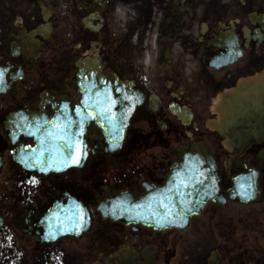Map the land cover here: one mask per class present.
<instances>
[{"label": "flooded vegetation", "instance_id": "obj_1", "mask_svg": "<svg viewBox=\"0 0 264 264\" xmlns=\"http://www.w3.org/2000/svg\"><path fill=\"white\" fill-rule=\"evenodd\" d=\"M0 69V264H264V0H0ZM191 143L217 198L121 219Z\"/></svg>", "mask_w": 264, "mask_h": 264}, {"label": "water", "instance_id": "obj_2", "mask_svg": "<svg viewBox=\"0 0 264 264\" xmlns=\"http://www.w3.org/2000/svg\"><path fill=\"white\" fill-rule=\"evenodd\" d=\"M175 155L172 175L163 190L149 189L138 201L129 193L113 195L124 219L160 229L184 227L208 200L217 196L219 176L209 151L197 144L182 145Z\"/></svg>", "mask_w": 264, "mask_h": 264}, {"label": "snow or ice", "instance_id": "obj_3", "mask_svg": "<svg viewBox=\"0 0 264 264\" xmlns=\"http://www.w3.org/2000/svg\"><path fill=\"white\" fill-rule=\"evenodd\" d=\"M4 71H5V70H3V69H0V80H2V78H3ZM77 162H79V161H77ZM28 166H29V167H31L32 165H31V164H29ZM45 238H48V237H45Z\"/></svg>", "mask_w": 264, "mask_h": 264}, {"label": "bare ground", "instance_id": "obj_4", "mask_svg": "<svg viewBox=\"0 0 264 264\" xmlns=\"http://www.w3.org/2000/svg\"><path fill=\"white\" fill-rule=\"evenodd\" d=\"M224 120L226 121V120H228V116L225 114L224 115ZM229 141V140H228Z\"/></svg>", "mask_w": 264, "mask_h": 264}, {"label": "rangeland", "instance_id": "obj_5", "mask_svg": "<svg viewBox=\"0 0 264 264\" xmlns=\"http://www.w3.org/2000/svg\"><path fill=\"white\" fill-rule=\"evenodd\" d=\"M213 123H215V121H213Z\"/></svg>", "mask_w": 264, "mask_h": 264}]
</instances>
